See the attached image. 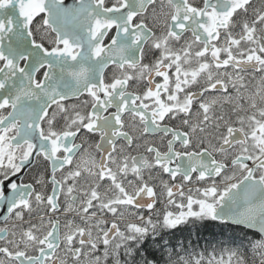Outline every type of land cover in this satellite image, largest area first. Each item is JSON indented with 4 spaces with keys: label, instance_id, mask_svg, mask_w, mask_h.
<instances>
[{
    "label": "snow or ice",
    "instance_id": "1",
    "mask_svg": "<svg viewBox=\"0 0 264 264\" xmlns=\"http://www.w3.org/2000/svg\"><path fill=\"white\" fill-rule=\"evenodd\" d=\"M0 264H264V0H0Z\"/></svg>",
    "mask_w": 264,
    "mask_h": 264
},
{
    "label": "trees",
    "instance_id": "2",
    "mask_svg": "<svg viewBox=\"0 0 264 264\" xmlns=\"http://www.w3.org/2000/svg\"><path fill=\"white\" fill-rule=\"evenodd\" d=\"M180 239H183V237H179ZM191 242L195 246L196 252L201 251H207L211 252L213 247H216L219 253V249L221 247H227L230 246L226 243V240L224 237H216L213 238L212 235L207 232L201 230L199 233V239L197 238V232L193 230L192 236H191Z\"/></svg>",
    "mask_w": 264,
    "mask_h": 264
}]
</instances>
